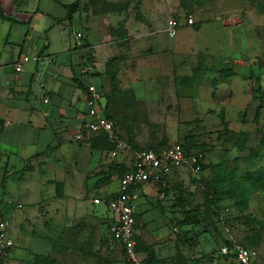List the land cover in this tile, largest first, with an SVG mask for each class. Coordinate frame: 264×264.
I'll return each mask as SVG.
<instances>
[{"label": "rangeland", "instance_id": "1", "mask_svg": "<svg viewBox=\"0 0 264 264\" xmlns=\"http://www.w3.org/2000/svg\"><path fill=\"white\" fill-rule=\"evenodd\" d=\"M87 8L94 28L107 26L102 44L113 54L109 88L99 91L112 101L106 115L120 136L138 150L185 143L199 163L197 176L176 168L159 190L140 199V212L146 211L136 217L134 241L141 263L238 264L219 252L236 243L264 264V0H90ZM171 19L173 38L165 33ZM222 23L236 29L230 54V31ZM219 54L220 64L212 65ZM239 56L242 67L233 64ZM176 77L186 85L177 86ZM196 78L204 80L200 94L191 90ZM217 79L222 94L227 87L237 92L236 106L228 95L209 97V81ZM133 81L137 96L128 85ZM243 88L246 102L240 100ZM96 142L106 150L104 141ZM125 161L109 162V181L122 177L129 154ZM13 182L14 176L0 183V213L9 217L15 236L2 264H131L111 240L107 207L93 203L98 197L86 183L80 197L72 196L73 183L60 184L32 209H15ZM189 209L199 211V224L178 227L165 215L179 219Z\"/></svg>", "mask_w": 264, "mask_h": 264}, {"label": "crops", "instance_id": "2", "mask_svg": "<svg viewBox=\"0 0 264 264\" xmlns=\"http://www.w3.org/2000/svg\"><path fill=\"white\" fill-rule=\"evenodd\" d=\"M76 1L22 0L16 8L14 0H0V10L9 18L0 19V183L16 177L13 183L17 201L11 200L16 204L15 209L25 206L32 209L46 196L50 198L54 195L58 185L68 188V183L77 188L76 194L72 193L73 197H80V188L86 183L87 191L104 201L117 194L121 179L117 183L109 181V162L116 161V165H122L129 154L130 162L125 170L129 171L133 164L136 152L131 146L124 153L111 157L112 148L109 149V146L112 145L105 143L108 148L104 150L103 145L96 142L103 139L101 134H90L82 142L74 139V135L82 131L89 110L87 85H94L98 91L108 90L107 61L113 55L103 46V39L108 37L107 26L101 23L94 28L92 25V13L87 8L90 0H79V8L70 19L67 18L64 6ZM222 27L224 31H230V38L226 41L228 50L236 38V29L227 28L225 23ZM124 29L127 36L133 32L128 27ZM218 32L220 34L221 30ZM227 50L230 54L231 50ZM23 54H37L40 58L35 63H25L17 73L14 66ZM219 56L216 61L213 58L212 65L215 62L220 64ZM242 57L233 59V64L242 67ZM205 64H209L208 61ZM222 64L227 66L229 63L226 59ZM240 76L243 80L245 71ZM175 80L177 86L186 85L182 78L178 80L176 77ZM203 81L194 79L191 90L195 89L199 94L205 91V88L200 89ZM243 82L245 87L248 81ZM130 83L129 88L137 96L135 86L138 84L134 81ZM219 84L220 79L209 81L206 88L209 97L215 99L228 95L236 106L239 103L235 96L237 92L227 87L222 94ZM259 89L262 90L261 87ZM187 90L190 89L184 88L182 92ZM240 92V100L246 102L244 88ZM106 102L100 94L97 108L101 113L105 111ZM161 185L149 182L132 187L130 196L135 207V223L137 215L146 211L140 212V199L152 196L154 187L158 186L159 190ZM152 205L159 207L158 204ZM84 207L87 208V205ZM165 215L170 221L174 217L171 212ZM0 216L8 222V235L14 243L7 258L14 250L15 236L9 217L2 213ZM135 236L134 224V240Z\"/></svg>", "mask_w": 264, "mask_h": 264}, {"label": "built area", "instance_id": "3", "mask_svg": "<svg viewBox=\"0 0 264 264\" xmlns=\"http://www.w3.org/2000/svg\"><path fill=\"white\" fill-rule=\"evenodd\" d=\"M191 24V21H189ZM168 37L176 36L177 28L174 20L168 21L165 29ZM78 37L80 35H77ZM37 54L21 55L14 66L15 72H20L22 66L28 62H37ZM100 93L94 85H87L86 101L89 107L82 125V131L74 135L76 141H84L90 134H101L112 145L111 157H116L129 149L126 141L118 136L112 121L108 120L97 105ZM176 168L191 169L192 175L200 172L199 163L187 155L178 144H173L159 150H146L134 154L131 169L119 181V190L116 195L101 201L93 199L94 204H104L112 216L110 227L111 240L122 247L125 256L131 264H142L136 251L134 241L135 207L128 191L132 187L145 183H162ZM17 207H20L19 205ZM14 246L8 235V222L0 216V262L10 253ZM220 254L235 260L238 264H255L252 253L245 247L232 243L223 245Z\"/></svg>", "mask_w": 264, "mask_h": 264}, {"label": "trees", "instance_id": "4", "mask_svg": "<svg viewBox=\"0 0 264 264\" xmlns=\"http://www.w3.org/2000/svg\"><path fill=\"white\" fill-rule=\"evenodd\" d=\"M21 1L22 0H14V5H15V7L16 8H19V6L21 5ZM79 6H80V3H79V0L78 1H76L75 3H73V4H70V5H67V6H64L65 7V9H66V11H67V14H68V19H70V17H71V15L79 8ZM0 19H4V20H9V18H7L6 16H4V14L2 13V11L0 10ZM107 100V102H106V108H105V111H104V116L108 119V120H110V121H112L113 122V124H114V129H115V131H116V133L118 134V136L120 137V138H122L121 136H120V134L118 133V131H117V128H116V125H115V122H114V120L110 117V116H108V115H106V113H110L109 111H111V110H109V108H110V105H111V103H112V101L110 100V98L109 99H106ZM103 136V135H102ZM122 139H124V138H122ZM100 140H102V141H104V143H107L108 145H111L106 139H105V137L103 136V139H100ZM125 140V139H124ZM126 141V140H125ZM127 142V141H126ZM127 144L130 146V144L127 142ZM178 145H180L182 148H183V150L185 151V153L187 154V155H189L188 153H189V150H188V147H187V145L185 144V143H181V144H178ZM168 146H170V145H168ZM167 146V147H168ZM108 148V147H107ZM110 148H112V146L110 147L109 146V149ZM131 149H132V147H130ZM159 149H161V148H153V149H149V150H159ZM133 151H135V152H141V151H146V150H138V149H132ZM126 172H128L127 170H125L124 171V173L123 174H125ZM123 176V175H122ZM122 178V177H121ZM166 179L167 178H165L163 181H166ZM158 184H161V183H158ZM134 188V187H133ZM133 188H130V190L128 191V193L129 194H131L132 193V190H133ZM179 219H176V218H174V217H172V219H171V221L172 222H175V224H176V226H178V227H182V226H193V225H195V224H199L201 221H202V217H201V214L199 213V211H197L196 209H189V210H182V211H180L179 212ZM230 244V243H229ZM229 244H225V245H229ZM122 248V247H121ZM0 264H2V262H0Z\"/></svg>", "mask_w": 264, "mask_h": 264}]
</instances>
